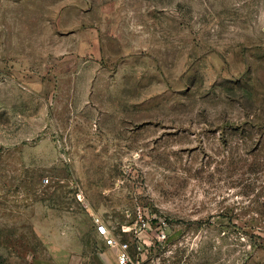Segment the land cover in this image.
<instances>
[{"label":"rangeland","instance_id":"rangeland-1","mask_svg":"<svg viewBox=\"0 0 264 264\" xmlns=\"http://www.w3.org/2000/svg\"><path fill=\"white\" fill-rule=\"evenodd\" d=\"M42 205L148 218L134 264H264V0H0V264L55 260Z\"/></svg>","mask_w":264,"mask_h":264},{"label":"crops","instance_id":"crops-1","mask_svg":"<svg viewBox=\"0 0 264 264\" xmlns=\"http://www.w3.org/2000/svg\"><path fill=\"white\" fill-rule=\"evenodd\" d=\"M50 210L43 205L36 209L28 208L29 217L26 224L32 225L38 241L34 245L29 243L24 247L23 256L55 259L50 262L45 260L44 264H117L115 250L103 243L96 234L93 223L91 234L76 235L74 238L60 234L54 238H47V229L37 231L35 227L47 226V212ZM105 222L109 225L107 221Z\"/></svg>","mask_w":264,"mask_h":264},{"label":"built area","instance_id":"built-area-1","mask_svg":"<svg viewBox=\"0 0 264 264\" xmlns=\"http://www.w3.org/2000/svg\"><path fill=\"white\" fill-rule=\"evenodd\" d=\"M47 181L48 180L45 179L46 183ZM147 219L148 218H143L142 216L138 217V226L129 235V238H126L127 231H116L115 226L107 225L100 216L93 217L92 223L94 225L96 234L101 238L103 243L115 250L117 264H134V251L135 249L139 250L144 244L142 234L149 226V220ZM159 226L161 227V225ZM159 226H155L154 228V238L156 240H161L164 238L163 229H159Z\"/></svg>","mask_w":264,"mask_h":264}]
</instances>
